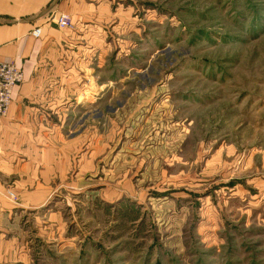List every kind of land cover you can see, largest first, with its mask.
<instances>
[{
  "label": "rangeland",
  "instance_id": "374dc122",
  "mask_svg": "<svg viewBox=\"0 0 264 264\" xmlns=\"http://www.w3.org/2000/svg\"><path fill=\"white\" fill-rule=\"evenodd\" d=\"M87 3L104 112L38 264H264V0Z\"/></svg>",
  "mask_w": 264,
  "mask_h": 264
},
{
  "label": "crops",
  "instance_id": "0c3cea01",
  "mask_svg": "<svg viewBox=\"0 0 264 264\" xmlns=\"http://www.w3.org/2000/svg\"><path fill=\"white\" fill-rule=\"evenodd\" d=\"M87 1L0 0V60L14 62L24 74L0 121V264H38L42 250H55L59 240L73 243L72 237H58L61 212L52 199L59 186L76 187L88 172V115L93 105L103 114L98 108L106 91L104 79L98 80L103 61L98 55L89 62L84 46L95 29L90 19L99 18ZM60 12L76 21L72 29L62 31L51 21ZM37 27L41 34L34 37ZM88 67L96 68L91 101L85 99ZM73 131L79 133L70 136ZM98 137L93 145L104 158ZM72 172L77 180L66 182Z\"/></svg>",
  "mask_w": 264,
  "mask_h": 264
},
{
  "label": "built area",
  "instance_id": "2783aa9c",
  "mask_svg": "<svg viewBox=\"0 0 264 264\" xmlns=\"http://www.w3.org/2000/svg\"><path fill=\"white\" fill-rule=\"evenodd\" d=\"M51 21L60 29H72L74 23L71 17L65 13H55L50 17ZM41 28L37 27L32 31L34 37H39ZM24 82V74L12 61L0 60V121L7 115L12 102V93L16 86ZM11 198H15L11 191H8Z\"/></svg>",
  "mask_w": 264,
  "mask_h": 264
}]
</instances>
